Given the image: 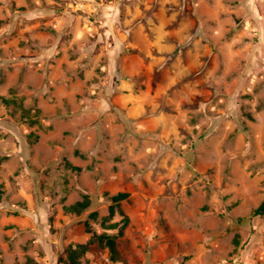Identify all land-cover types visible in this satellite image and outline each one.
<instances>
[{
  "label": "rangeland",
  "instance_id": "374dc122",
  "mask_svg": "<svg viewBox=\"0 0 264 264\" xmlns=\"http://www.w3.org/2000/svg\"><path fill=\"white\" fill-rule=\"evenodd\" d=\"M0 191V264H68L119 192L81 264H264V0H0Z\"/></svg>",
  "mask_w": 264,
  "mask_h": 264
},
{
  "label": "trees",
  "instance_id": "16d2710c",
  "mask_svg": "<svg viewBox=\"0 0 264 264\" xmlns=\"http://www.w3.org/2000/svg\"><path fill=\"white\" fill-rule=\"evenodd\" d=\"M1 194V191H0ZM128 193L119 192L109 197L110 205L108 206V215L102 217L101 226L105 231L116 230L115 234H108L107 232H92L88 221H85V228L88 233H91L90 238L85 243L69 245L66 248V261L68 264H81L80 258L90 249V246L97 244L101 248L108 250L109 257L112 261L118 259V250L116 239L122 237L124 229L129 224V217L124 213L121 208V202L128 198ZM90 204L89 199L85 196L82 201L76 202L74 205L69 206L67 209L69 212L81 213ZM117 215L120 219L112 222L111 220ZM254 215H264V201L254 210ZM97 213L92 212L89 214V218L97 220ZM238 244V240L235 241V245Z\"/></svg>",
  "mask_w": 264,
  "mask_h": 264
}]
</instances>
